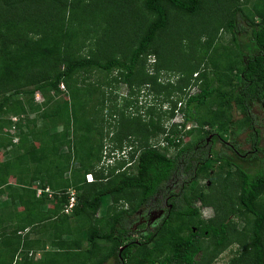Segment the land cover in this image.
Returning a JSON list of instances; mask_svg holds the SVG:
<instances>
[{
	"label": "trees",
	"instance_id": "trees-1",
	"mask_svg": "<svg viewBox=\"0 0 264 264\" xmlns=\"http://www.w3.org/2000/svg\"><path fill=\"white\" fill-rule=\"evenodd\" d=\"M0 5V196L5 195L11 204V211L0 207V264H39L52 254L81 255L79 264H85L94 257L98 242H109L111 248L92 264H103L111 256L117 264H197L198 254L203 257L209 248L215 256L233 240L235 224L227 219L231 216L242 222L244 263L264 264V146H257L264 132L259 134L261 126L254 112L261 111L264 121V0H0ZM237 17L245 27L236 24ZM186 18L195 22L182 25ZM219 29L230 35L231 42L215 48ZM240 30L247 35L244 42L239 40ZM166 31L168 36H162ZM202 35L205 40L201 42ZM197 51L204 64L214 67L212 73L195 69ZM208 51L212 54L207 57ZM162 53L169 59L182 54L192 65L190 73L182 77L172 63L158 64ZM151 56L155 57L152 63ZM58 65L63 66L61 70L56 69ZM111 71L117 73L112 82L125 85L127 95L119 98L120 105L114 102L115 93V97L109 95V106L104 105L103 93L93 103L97 88L79 77L93 72L107 76ZM160 71L174 81L160 83ZM185 80L190 85L184 86ZM143 85L156 97L163 93L164 98L174 100L171 107L159 115L153 104L138 105ZM192 86L197 91L190 95L187 91ZM177 93L180 96L172 99ZM35 94L41 98L38 103ZM87 101L99 113L105 110L108 118L101 116V124L114 131L102 133L98 124L93 128L95 122L83 113ZM235 107L240 109L238 117L231 114ZM140 109H144L142 114ZM176 112L181 115L180 128L175 124L165 128L164 114L170 119ZM194 122L197 128L184 131L186 123ZM12 125L17 127L16 143L11 141L15 127L9 133ZM204 127H214L217 133L202 131L197 147L182 143L184 134ZM234 129L247 133L250 152L239 151L234 137L227 143L220 139ZM157 134H163L157 146L149 144ZM127 135L138 144L129 146L127 160H115L123 141L129 140ZM209 135L213 138L208 141ZM103 140L108 141L102 155L105 168L97 175L93 162L100 160ZM217 140L241 162L257 157L253 172L214 149ZM171 148L176 151L170 157ZM132 163L134 173H122ZM222 166L225 177L235 172L239 183L236 204L228 196V205L219 208L222 216L199 217L188 200L200 201V192L188 200L182 193L170 192L164 218L152 231L132 237L130 217L154 196L163 195L171 178L188 174L179 188L182 191L197 174L204 173L208 180L212 170ZM86 174L91 175L90 182L84 180ZM11 185L17 187L16 192ZM69 189L79 192L74 195L71 215L57 217L67 204ZM129 196L136 197L135 204L128 202V208L116 210L115 204ZM104 197L112 204L97 225L90 215L99 210ZM171 215L179 222L171 223ZM80 217L86 224L77 228L72 224ZM42 222L49 223L47 236L27 240L26 229L32 232ZM204 240L208 246H202ZM45 245L50 251L34 260L29 251H43Z\"/></svg>",
	"mask_w": 264,
	"mask_h": 264
},
{
	"label": "rangeland",
	"instance_id": "rangeland-1",
	"mask_svg": "<svg viewBox=\"0 0 264 264\" xmlns=\"http://www.w3.org/2000/svg\"><path fill=\"white\" fill-rule=\"evenodd\" d=\"M0 7H1V5H0ZM247 7H248V5H246V6L244 5V8H247ZM236 20H237L236 21L237 25H239L240 27H245V24H244V21L242 20V18L237 17ZM175 21H176V19L172 21V23H171L172 26L171 27L174 26ZM190 22H195V21L194 20H190V18H186V19L182 20L181 24L182 25L188 24V26H189ZM166 32L163 33L162 36H166V35L168 36L169 33L168 32L166 33ZM238 35H239L240 42H244L243 38L245 36H247V35L241 33V30H240ZM230 38L231 37H230V35L228 33H226L223 29H219L216 32V39L213 41L214 42V47L215 48H219L222 45L230 44V42H231ZM203 40H205V36L202 35L201 42ZM1 42H2V38L0 37V43ZM177 49H179V48L176 47L175 50H177ZM198 49H200V48H198ZM81 53H83V51H81ZM218 53H221V52L218 50ZM201 54L202 53H200V51H197V58H198L197 60L199 62H195L196 63L195 69H197V71H202L203 70V71H206L208 73H212V70L214 69V67L210 66L207 62L204 64V62L201 59ZM211 54H212V52L208 51L207 57L209 55H211ZM190 59H192V58L190 57ZM149 60H150L149 62L152 63L153 60H155V57L151 56L149 58ZM192 61L193 60H190L191 63H193ZM170 63H172V65H174V67L176 68L175 71L179 70V72H181L183 74L182 77H185V76H187L190 73V69H191L192 65L189 64L186 59H184V56L182 54H177L176 57L173 56L172 59H169V57L165 53H162L160 55V57H159L158 64H160L161 66H167V64H170ZM62 67L63 66H59L58 65V66H56V69L58 68L59 70H61ZM148 71L152 72L151 67H148ZM116 74L117 73L115 71L113 73L111 71V73L107 74V76L105 74H102V73H99V72H93L92 74H86L84 76L81 75L82 77H79V78H82L84 83L92 84L94 87L97 88V93L92 98L93 103L98 102V100H97L98 96H100L102 93L104 94V96H105L104 105L106 107V106H109L110 103L112 102V100H110L111 97L109 95H111L112 97H115L114 96V93H115L117 98L114 100V102L116 103V105L117 104L120 105V102H121V100H119L120 97H122L124 95H127V90H126V86L125 85H123L121 83H118V82L117 83H113L112 82V79L116 76ZM157 75H158V81H160V83H164L167 80L174 81L173 78H171V77H170L171 79L168 78L169 75L165 74L163 71H160ZM138 76L142 77V74L139 73ZM193 78H195V77H193V75H192L191 76V80ZM187 83H188V80H185L183 85L187 86ZM190 83H191V81H189L188 84L190 85ZM193 83H194V81H193ZM62 87L63 86L60 85V89ZM146 87L147 86H144V85L139 87L140 88L139 94H137L138 105L145 106L147 104H153V105H155V106H153V108H155L154 111L157 114H159V115L161 114V111L166 110V108L168 109V108L171 107V104H172L171 101H174V100H170L171 98H167V99L164 98L163 97V93L160 95V97H156V95H154L152 92L151 93L150 92L149 93L146 92V90H145V89H147ZM224 89H226V88H224ZM62 90H63V88H62ZM188 92L189 93L191 92V87H189L187 93ZM35 96H37V98H35L36 102L37 103L40 102L41 101L40 96L38 94H35ZM179 96H180V94L177 93V95L173 96L172 99H175V98H177ZM112 99H114V98H112ZM93 103L88 102V101L85 102L86 106L84 107V111H83L85 116L86 117L88 116L92 123H93V121L95 122V123H93V128L94 127L96 128L98 126L99 127L102 126L101 127L102 128V133L114 131L113 128H111V127H108V129H107L105 127L106 124H105V126L103 124H101V116L105 120L108 118V116H107L105 110L103 112H101V113H99L97 110H95ZM176 107H177V105H176ZM131 109H132V107H131ZM143 111H144V109H140L139 110V112L141 114L143 113ZM254 112H255V116L258 118V122H259V124L261 126V128L257 129L259 134H260L261 132H264V129H262L263 128V124H264V121L262 119V112L258 111V110H254ZM231 114L233 116H235V117H238L240 115V109L238 107H235L231 111ZM164 116H166V115L164 114ZM164 116L162 118L161 123H162V125L165 128L166 127L168 128L170 126V124L172 123V121H173V117L168 119V118H166ZM112 117L115 118V116H112ZM110 123L114 124V121L111 119ZM97 124H98V126H97ZM51 127L59 129L56 126L54 127V124L51 125ZM196 128H197V126H196ZM206 129H210L209 131L211 132V134L217 133L214 130V127H212V128L204 127L202 130L194 131V132H192L189 135L184 134L182 136V138H181L182 143L183 144L186 143V144H190V145H195V142H197V140L202 137V131H204ZM93 131H94V129H93ZM162 135L163 134H160V135L157 134L152 140L147 141V142H149V144H152V145L155 144L157 146V143L160 141ZM127 136H129V140H124L123 141V147H122L121 151H119L117 157H115V160H120V159L127 160L128 156H127L126 153H127L128 149L130 148L129 146L130 145L135 146L134 143L138 144V141L135 138H133L132 135H127ZM232 137H234V139H236V144L238 146L239 151H241V152H246L247 151V153L251 151V146H250V143H249L250 140H249V137L247 136V133H245L244 130H235V129L232 130V131L228 130L227 132H225L224 135H221L220 139L227 143V142H229V139H231ZM122 138L125 139L127 137L124 138L122 136ZM211 138H213V136L209 135L208 141ZM134 139H135V141H134ZM125 141H126V143H125ZM107 142L108 141H106V140L102 141V144H103L104 148H102V150H101L100 160L93 162V172L95 174H97V175H100L99 171H101L102 168H105L104 163H103L104 160H102V155H104V153L107 152V150H105V147H107ZM257 146L262 148L264 146V140L263 139H259V141H257ZM20 147H22V145H20ZM213 147L216 150L224 151L226 154H228L230 157H232V159H233V161L235 163L240 165L239 166L240 168L246 170L249 173L253 172L252 169L255 168L256 164L258 163V161H257L258 158L257 157H256L255 160H253V162L246 161V160L241 162L238 157H236L235 155H233L232 153L227 151L225 145L222 144V142H218V140L214 144ZM204 148H205V146L203 147V149ZM63 150H64V148L62 149V151ZM175 151H176V149L171 148L167 152V155L171 157L172 155H174ZM47 155H49L50 158L52 156L51 153H47ZM184 156H185V154L182 155V157H184ZM248 156L250 157L251 155L248 154ZM0 158H1V156H0ZM117 163H121V162H117ZM129 168H130L129 170L124 171L122 173L133 174L134 171H135L133 163H132V165ZM231 170H233V169L231 168ZM119 171H121V169ZM225 171H226V167L225 166H222L220 169L219 168H215L214 170H212L213 173L210 176L211 178L208 179V180L206 178H204L205 177L204 173L201 172V173L197 174L196 177L191 182L185 183V188L182 191L181 190L179 191V188H180V185L182 183H184L185 181L188 180L189 176H188L187 173L183 174V175L181 173L177 174V177H174L173 179L171 178L165 185H166V188H168V189L173 187L174 190H178L179 193H182L184 195V198L186 200H188V197L190 195L196 194V192L202 193L203 196L200 199V201L196 200V199L191 200L190 197H189V200H188L189 202H191L193 207L198 209V215L202 219H209L213 215L222 216V213L219 210V208L221 207L220 205L221 204H223L224 206L228 205V199H227L228 196H231L232 197L231 199L233 200L232 202L234 204H236V197H237L238 191H239L238 176L235 174V172H232L229 177H225ZM104 173H105V171H102V175H104ZM64 175H65V177L68 176L67 173H65ZM76 177H77V179H80V174L76 173ZM84 180H85V178H84ZM99 180L102 181V179H99ZM11 189H12L13 192L17 191V187L14 186V185H11ZM70 190L71 189L68 190V193H69ZM166 192H167L166 189L165 190L163 189L161 194L162 193L164 194ZM78 193L79 192L74 191L75 197H76V194H78ZM167 195H169V193H167ZM164 197H161L160 200L158 199L155 202L156 205H158V207L162 208L163 210H165V208H166V206L163 205ZM206 201L212 202L211 203L212 205L211 204L209 206L205 205ZM128 202H131V204H135L136 197H134V196L130 197L129 196L128 198H125V200H123L122 203L117 202L115 204L116 210H119V209H122V208H128L129 205H126ZM75 203H76V199H74V205H75ZM123 203H125V204H123ZM111 204H112L111 199L108 198V197H104L102 199V203H101V206H100L99 210L94 215H92V216L90 215V218L95 219L96 220L95 223H97V225H101L102 218H103V213H104L106 207L111 205ZM147 204H148V202L145 205H147ZM1 205H2L3 208L4 207L8 208V210L11 211V208L9 209L11 204L9 203V201L5 197V195H1L0 196V207H1ZM145 205H143L140 208H138L136 210V212L130 217V220L128 221V227H129L128 229L131 231V233H134V235L132 236L134 238H139V235H145L146 233L150 232L153 229V227H154L153 226V224L155 223L154 221H158L160 216H161L160 215V216H157V217H153L152 219H150V222H148V223H146L147 222L146 220H149L148 218L146 219L145 217H142L141 219L140 218L137 219V216H138L137 214L143 216L144 213L142 211L144 210L143 207ZM73 206H72V208H73ZM64 208H66V206L62 207V210L56 215L57 217H60L62 214L63 215H71L72 208L70 210H68V213H64V211H63ZM227 219H230L229 221L235 224V233L233 234V240L227 245L226 248H224V250H222L220 253L216 254L215 256L210 254V249L207 248V250L205 252L206 254L203 257H202V254H198L195 257V260H196L197 264H228L234 259L236 260V264H245L244 263L243 250H242L241 247H242L243 243L246 242V237L239 232L241 227H242V222H240L235 216H231V217H229ZM170 222L171 223H178L179 219L176 216L171 215L170 216ZM48 224H49L48 222H42V223L34 226L33 230L31 229L32 235H28L27 234V238L26 239L35 237V235L36 236H40L41 234H44V233H45L44 234V236H45L47 234L46 230L48 228ZM84 224H86V222L84 221V218L80 217V219H75L74 223L72 225L76 226L77 228H79V227L81 228L82 226H84ZM145 225H147V226H145ZM53 231L55 233L58 232V228L56 226H53ZM84 231H85L86 235H88L89 230L85 229ZM68 233H70V231H68ZM29 234H31V233H29ZM46 240L47 239H44V241H46ZM1 243H4V242H1ZM206 245L208 246V241L207 240L202 241V246H206ZM110 248H111V246H110L109 242H98V244L96 246V249H95V251L93 253L94 257H92L90 259V261L86 262L85 264H92L95 260H98L99 258H102V257L106 256L107 254H109ZM82 258L83 257L81 255H77V254H75L73 257H70V255L68 256L67 254H65V255L52 254V255L45 256L40 261L39 264H79L80 261L82 260ZM103 264H117V263H116V260L114 259V257L111 256V258L107 259Z\"/></svg>",
	"mask_w": 264,
	"mask_h": 264
},
{
	"label": "flooded vegetation",
	"instance_id": "flooded-vegetation-1",
	"mask_svg": "<svg viewBox=\"0 0 264 264\" xmlns=\"http://www.w3.org/2000/svg\"><path fill=\"white\" fill-rule=\"evenodd\" d=\"M197 147V146H196ZM202 148L204 147V145H202L201 146ZM182 185V184H181ZM180 185V186H181ZM166 193H164L163 195L165 196H163V195H156V196H154L150 201H148V204L147 205H145L144 207H143V216L142 215H139V214H137L138 216H137V219L138 218H142V217H145L146 219L148 218L149 220H146L147 222L146 223H148V222H150V219H152L153 217H157V216H160V218H159V220L158 221H154L155 223L153 224V226L154 225H156V224H158L161 220H162V218H164V216L166 215V210H163L162 208H160V207H158V205H156V201L159 199H161V197H164V200H163V205H165V206H167V199H168V195H167V193H170V192H172L173 193V195H175V194H178V190H174V188L172 187V188H170V189H166ZM153 206V207H152ZM159 212H161L160 214H159ZM145 226H147V225H145ZM152 226V227H153ZM152 231V230H151Z\"/></svg>",
	"mask_w": 264,
	"mask_h": 264
},
{
	"label": "built area",
	"instance_id": "built-area-1",
	"mask_svg": "<svg viewBox=\"0 0 264 264\" xmlns=\"http://www.w3.org/2000/svg\"><path fill=\"white\" fill-rule=\"evenodd\" d=\"M35 98H37V96H35ZM177 120H181V116L178 114L177 115ZM10 121L11 122H16L17 120H16V118H10ZM14 125H12L11 127H10V129H9V133H11V134H13L14 133ZM194 127H196V124L195 123H191V124H189V125H187L186 127H185V130H190V129H193ZM16 132H17V127H15V136H13V137H11V141H12V143H16V141H17V134H16ZM18 133V132H17ZM113 160L114 159H111V160H109L108 161V163H112L113 162ZM84 178H85V181L86 182H90L91 180H92V177H91V175L90 174H86L85 176H84ZM37 195L40 193V191L39 190H37ZM68 201H67V204L65 205L66 206V208H64V213H68V210H70L71 208H72V206L74 205V192L72 191V190H70L69 191V193H68Z\"/></svg>",
	"mask_w": 264,
	"mask_h": 264
},
{
	"label": "crops",
	"instance_id": "crops-1",
	"mask_svg": "<svg viewBox=\"0 0 264 264\" xmlns=\"http://www.w3.org/2000/svg\"><path fill=\"white\" fill-rule=\"evenodd\" d=\"M47 208L48 207H50L49 205H47L46 206ZM25 232V230L22 232V233H20V234H23ZM26 232H27V234L28 235H32V232H28V229H26ZM54 232V231H53ZM29 233H31V234H29ZM55 233V232H54ZM57 233V232H56ZM26 237H27V235H26ZM38 236H36L35 235V237H32V238H29V239H27V240H33V239H36ZM49 247H47V245H45V247L43 248L44 250L43 251H40V250H36V251H34V250H30L29 252H32L33 254H34V256H33V259L34 260H37V259H39L40 257H43L42 256V254L43 253H45V252H47V251H50V249H48Z\"/></svg>",
	"mask_w": 264,
	"mask_h": 264
},
{
	"label": "clouds",
	"instance_id": "clouds-1",
	"mask_svg": "<svg viewBox=\"0 0 264 264\" xmlns=\"http://www.w3.org/2000/svg\"><path fill=\"white\" fill-rule=\"evenodd\" d=\"M193 77H195V74H193ZM197 91V88L195 87V86H192L191 87V92L189 93L190 95L191 94H193V93H195ZM179 105V104H178ZM179 106H177V108H178ZM175 115L173 116V121H172V123L170 124V125H173V124H175V125H177V128H180V126H181V124H182V120H177V115L179 114L180 115V113L179 112H176V113H174ZM181 116V115H180ZM189 124H191V123H186L185 125H184V131H187V130H185V127L187 126V125H189Z\"/></svg>",
	"mask_w": 264,
	"mask_h": 264
},
{
	"label": "water",
	"instance_id": "water-1",
	"mask_svg": "<svg viewBox=\"0 0 264 264\" xmlns=\"http://www.w3.org/2000/svg\"><path fill=\"white\" fill-rule=\"evenodd\" d=\"M161 212H159V214H160Z\"/></svg>",
	"mask_w": 264,
	"mask_h": 264
}]
</instances>
